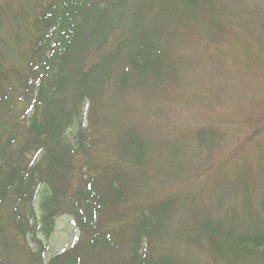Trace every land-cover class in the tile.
<instances>
[{
    "label": "trees",
    "instance_id": "trees-1",
    "mask_svg": "<svg viewBox=\"0 0 264 264\" xmlns=\"http://www.w3.org/2000/svg\"><path fill=\"white\" fill-rule=\"evenodd\" d=\"M233 1H218L226 19L214 10L194 23L197 9L211 0H0V264H9V253L23 245L18 235L28 244L29 234L39 245L29 264H264V96L258 94L264 87V0ZM178 40L206 49V59L193 53L207 64L206 76L213 75L205 95L186 96L181 104L214 113L216 105L225 107L205 126L186 124V135L208 150L217 136L225 150L205 168L215 172L212 190L221 214L182 216L167 233L180 197L143 202L135 190L168 174L156 156L178 154L168 132L162 148L157 139L149 144L140 118L152 94L180 79ZM230 44L229 52L241 55L223 53ZM250 87H257L254 94ZM233 92L245 96L239 100ZM104 107L127 115L117 118L111 136L105 132L102 149L111 163L95 156L93 145L102 137L90 142L91 118L99 126ZM237 113L240 127L226 123ZM75 122L73 141L67 129ZM230 127L238 128L227 146L222 142ZM62 212L74 215L80 239L44 262L39 232L48 237ZM163 232L178 243V235H186L189 255L158 248Z\"/></svg>",
    "mask_w": 264,
    "mask_h": 264
},
{
    "label": "rangeland",
    "instance_id": "rangeland-1",
    "mask_svg": "<svg viewBox=\"0 0 264 264\" xmlns=\"http://www.w3.org/2000/svg\"><path fill=\"white\" fill-rule=\"evenodd\" d=\"M218 1L220 2L222 0H211L209 6L205 8H198L197 10L199 11V13L197 14V17L196 19H194L193 22L197 23L200 21L201 18L205 20V18L212 17L214 13H216V16H218L220 19H226V17H229V14L226 13L227 9L224 8V5L222 6L218 4ZM230 1L235 2L233 0ZM248 1H250L249 3H259L260 1L263 2V0ZM214 10L215 12L211 13ZM177 42H179V40ZM178 45L180 49L178 52L181 54L182 58L181 63L178 61V67L179 70H181L180 79L177 81V83L176 81H171L170 84L165 87L162 93L159 92L157 94H152L151 96L153 97L154 101L150 100L149 103L146 105V107L150 108L149 112L147 111L146 114L142 116L140 115V118H142L145 122L144 126H148L147 133L145 134L146 136H143L144 139L148 140L150 142L149 144H152V141H156V139L157 142H159L163 140L164 135L165 137L167 136L166 132H168L169 137H172L173 139V143L171 146L174 150L178 152V154L176 155V157L170 154L166 156V158L162 155L156 156L158 160L157 164L165 167V169L168 170V174L161 175V177L153 175L155 178L152 177L153 181L148 184V187L146 189L135 190L136 198H139V201L143 202H154L156 200L161 201L162 199L175 198L176 196L180 197L179 202L175 206L178 209L173 212L174 221L172 223H170V221L165 224L164 229H166L167 233L173 230V228H175V226L180 222V218L182 216H186V218L188 219L192 216L194 217L195 215L213 216L216 214H221V207L216 206V197L215 195H213L214 193L212 190V186L214 184L213 182H215L212 174H214L215 172L212 169L209 170L210 168H205L208 167L207 164L215 160L220 155V153L225 150L222 145L221 148L218 147L221 142L217 136L215 138L214 143L215 147L211 146V149L208 150L206 144H204L203 146L199 144L197 145L195 142H193L192 135H189L188 137L186 135L187 132L190 133L191 130L185 128L186 124L190 123L192 126H205L206 124H208L205 120L207 119V121H209L208 118L211 116V114H214L215 119H219L220 117H217V115H220V111H223L225 107L223 105H216L217 109L214 108L217 113L216 115V113L214 112H205V110L199 107L198 104H195L193 107L188 102L186 106H184V104H181L186 96L189 97L195 95L198 97H202L203 95H205L206 88L211 85V78L213 77V75L211 78L209 76H206L207 73H204L202 69H204L203 66H206L207 64L201 66L202 63L205 62L200 61L199 58L196 60L193 53V51H196L199 53V56H202L204 57V59H206V49H204L202 46L193 44L189 47V45L182 40H180ZM225 46L226 47H224L223 53H227V55L229 56L241 55L235 54L237 51H234V48L232 49V52H229V49L232 48V44ZM186 54L190 56L191 60L186 59ZM211 67L210 70H213V68ZM214 82L215 80L212 83L214 84ZM251 84L253 86L257 85L255 83V80L253 79L251 80ZM256 88L257 87H250L249 92L254 94V89ZM259 89V96H264V87L259 86ZM233 94L237 95V99L239 100L243 99L245 96L242 92H233ZM113 97L118 103H120V100H122L117 99L116 96ZM250 97L251 95L247 96V98ZM216 99L218 100V97L215 96L212 101H215ZM89 103L90 101L86 100L84 104L85 124H88L86 112L88 110L87 107L89 106ZM104 103L106 105L108 101L104 99ZM250 105H252V103H250ZM250 109L251 107L249 108V110ZM123 117H127V115H125L121 109H111L109 107H104V110H102L100 113L99 126H97L91 118V126L89 127V129L92 133L90 137V142L93 143V141L99 136H101L103 139L102 141V139L97 138L96 142L93 145L95 150V156L98 160H104L106 161V163L114 162V159H112V155H110L108 151L105 152V149H102L105 146V132L106 136H111L113 134L111 127L117 126V118H121L122 120ZM157 119L162 121V128L160 125H158ZM239 120L241 121V114L237 113L233 120L226 121V123L231 124L232 122L234 126L237 125L240 127L241 124L237 122ZM105 122L108 128L105 127ZM130 122L132 123L131 119H129V123ZM218 123H220V120H218ZM166 127H168V129H166ZM202 128L203 127L195 129V135H201L199 134V132L201 133ZM235 128L237 129L238 127H230L228 130H226L224 134V137L226 139L222 143H227V146L230 144H234L233 142L235 140L236 134V132H234ZM76 129H78L76 122L75 126L70 129H67L69 138L73 141L75 140ZM246 131L247 129L246 127H244L241 132L247 134ZM162 143L163 142H159L157 146L162 148ZM109 145L110 141H107L108 148ZM181 149H183L184 151L187 150V156H184L182 154V152L180 151ZM39 156L40 154L38 153L36 155V160L39 158ZM153 156H155L154 153ZM185 158L186 160H184L183 163L182 161ZM89 173H91V171ZM151 173L155 174V171L151 169ZM77 175L78 171L76 170V176L73 178V182L75 183H72V187H74V189L77 183ZM194 175H196V177ZM191 176H193L194 178L191 179ZM43 190L45 196L47 194L46 186L43 187ZM133 192L134 189L131 191V193ZM39 194L40 195L38 199L35 201V210L37 216L41 217V187ZM129 200L133 203L136 202L135 198H130ZM53 224L54 229L48 237L46 235H43L42 232H39V238L43 239L46 243V248L44 249L42 255L44 257V262H48L53 256L57 255L58 253H62L65 250L73 247L75 243L79 241L81 235L80 226L78 225L72 213H60L57 216L55 223ZM18 236L19 239H17V242L19 240V242L23 243V245H20L19 248H15L13 252L9 253V264H29V261L27 260H32L34 256L38 254L37 248H39V245L33 239V236H31V234L27 235V240L29 241L28 244L25 243V240L21 235ZM178 236L180 238L179 243L173 241L172 233H169L167 235L165 232H163L157 239V247L161 248L163 247L161 245H166L167 247L171 248L170 250L174 252L177 251L180 257L188 256L190 244L187 243V236H183L182 234ZM204 242L205 240L202 239L201 243L204 244ZM29 249L31 250L29 251ZM34 250L36 251V253H33ZM197 254L201 255V252H198ZM4 255L7 254H3V256Z\"/></svg>",
    "mask_w": 264,
    "mask_h": 264
}]
</instances>
